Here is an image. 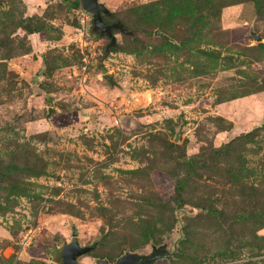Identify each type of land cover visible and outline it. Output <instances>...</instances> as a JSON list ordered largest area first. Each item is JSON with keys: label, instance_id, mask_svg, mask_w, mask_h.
Returning <instances> with one entry per match:
<instances>
[{"label": "rangeland", "instance_id": "rangeland-1", "mask_svg": "<svg viewBox=\"0 0 264 264\" xmlns=\"http://www.w3.org/2000/svg\"><path fill=\"white\" fill-rule=\"evenodd\" d=\"M74 1L0 0V168L19 167L0 177V264H62L73 241L95 244L83 264L164 243L173 257L149 264H264V222L225 229L198 208L231 213L244 193L264 207V130L179 204L170 187L184 159L264 124V0H175L195 5L188 20L158 0H100L134 30H114L109 49ZM141 220L164 229L159 242ZM182 229L193 243L180 256Z\"/></svg>", "mask_w": 264, "mask_h": 264}, {"label": "trees", "instance_id": "trees-1", "mask_svg": "<svg viewBox=\"0 0 264 264\" xmlns=\"http://www.w3.org/2000/svg\"><path fill=\"white\" fill-rule=\"evenodd\" d=\"M227 1V0H223ZM74 4L76 6L80 5V0H75ZM194 4H198L201 7V4L208 8L210 5L208 3H202L201 0H197ZM167 5L169 6V10L173 14L174 17L181 18V19H191L192 14L195 10V5H192L190 1L186 3H182L180 5L175 0H158L155 1L151 6L155 12H159L158 9H162V6ZM222 4L217 3L212 7V12L217 16L219 14L220 8ZM30 19V18H29ZM105 19V18H104ZM27 18L23 19L21 25L24 26L26 30L29 32H41L44 31L45 27L42 23L39 22L38 25H34L31 27L28 23H25ZM264 130V124L260 127L255 128L254 130L244 133L242 136L238 137L237 139L224 144L223 146L216 148L212 151L210 150H203L200 151L188 159H184L181 163L184 169V175L180 178H176L171 184V191L174 194L173 198L177 204L180 201H184L185 194L189 193V189L191 188L192 180L196 178H200L204 175V172L215 171V169L220 168L222 164L226 162L229 157V153L233 150L232 148L235 147L237 144H241L246 141H253L255 137L259 135V131ZM259 132V133H258ZM240 159H241V155ZM243 161H240L241 165ZM19 169L18 166L14 165H7L3 168H0V177L8 176L11 173H14ZM247 196V199L242 201V206L235 205L236 210L232 211L231 213L225 211V209H219L213 206L212 203L204 202L198 205L202 211L206 212L208 215L214 217L215 219L220 222L223 228L230 229L232 225L238 222L243 221H258L264 222V207L259 206V200L256 194L251 193H244ZM140 224L146 227V230L143 233V236L148 239H152L154 242H159L161 239L160 233L164 231V229H157L156 225L148 220H141ZM167 228L170 224L164 223ZM165 227V228H166ZM192 240L188 236L187 232L183 229L180 232V237L176 243V246L180 248V256L186 253L185 251L191 248ZM176 247V248H177ZM156 248V247H154ZM128 252V251H126ZM125 252V253H126ZM124 253V254H125ZM123 255V254H122ZM120 255L118 258H120ZM177 255V254H176ZM172 258L173 254L167 256ZM118 258L116 260H118ZM99 260L98 264L101 261H108V260ZM61 262V261H60ZM111 262V261H108Z\"/></svg>", "mask_w": 264, "mask_h": 264}, {"label": "water", "instance_id": "water-1", "mask_svg": "<svg viewBox=\"0 0 264 264\" xmlns=\"http://www.w3.org/2000/svg\"><path fill=\"white\" fill-rule=\"evenodd\" d=\"M82 3V6L84 10L88 13H90L93 16L94 19V29L100 30L102 34H105L109 37L110 43L107 46V49L110 47H113L116 45L117 37L114 33V30H119L120 32L127 34V35H134V30L129 29L126 27L121 21H115V22H107L104 19V15H109L110 11L109 9L100 2V0H80ZM155 34L163 37L169 41L174 42L175 40L168 35L167 33L157 29L155 31ZM251 34L253 38L256 41H259L262 39V36L260 33H256L253 29H251ZM103 77L110 82L112 86L116 85L118 86V82L115 80L114 76L106 73L103 74ZM51 113V108L49 109V115ZM179 136L178 133L176 134L175 140H178ZM76 233H74L75 235ZM168 243H164L159 248H154V251L152 254H144L137 251H128L125 254H123L118 260L115 262H108V261H101L100 264H149L153 261H155L157 258H160L162 256H169V248ZM93 248H95L94 245H88V246H81L77 241H73L69 247H67L64 257L62 259V264H83L79 262V258L88 252H90Z\"/></svg>", "mask_w": 264, "mask_h": 264}, {"label": "flooded vegetation", "instance_id": "flooded-vegetation-1", "mask_svg": "<svg viewBox=\"0 0 264 264\" xmlns=\"http://www.w3.org/2000/svg\"><path fill=\"white\" fill-rule=\"evenodd\" d=\"M168 248H169V245H168ZM147 255V254H146Z\"/></svg>", "mask_w": 264, "mask_h": 264}]
</instances>
